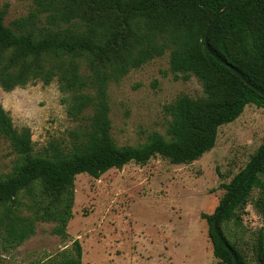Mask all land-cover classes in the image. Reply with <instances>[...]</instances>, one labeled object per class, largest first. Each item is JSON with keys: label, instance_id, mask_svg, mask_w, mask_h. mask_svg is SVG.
<instances>
[{"label": "trees", "instance_id": "1", "mask_svg": "<svg viewBox=\"0 0 264 264\" xmlns=\"http://www.w3.org/2000/svg\"><path fill=\"white\" fill-rule=\"evenodd\" d=\"M230 0H32L25 17L4 24L6 6L0 8V88L11 91L31 83L56 81L67 97L66 113L78 122L71 142L49 144L43 155H34L30 131L17 130L0 105V142L16 155L9 174L0 176V208L13 225L7 238L22 240L32 224L12 212L21 195L34 219L58 222L50 232L65 236L71 217L72 187L76 175L98 178L105 171L128 163L143 165L160 157L171 164L199 159L215 144L220 126L233 122L247 105L264 108V0H237L219 16L207 36V44L222 61L205 48L204 36L214 16ZM169 54L174 77L194 76L203 96L182 95L164 106L169 116L165 134L151 133L138 146H118L110 135L108 85L118 82L131 69ZM264 153V144L228 183L208 223L212 254L221 264H264V231L254 237L253 261L245 259L223 226L239 218L250 193L264 195V159L232 197L217 219V228L229 252L214 234L212 222L226 198L249 168ZM62 254L55 264H80L81 248Z\"/></svg>", "mask_w": 264, "mask_h": 264}, {"label": "rangeland", "instance_id": "2", "mask_svg": "<svg viewBox=\"0 0 264 264\" xmlns=\"http://www.w3.org/2000/svg\"><path fill=\"white\" fill-rule=\"evenodd\" d=\"M6 6L4 24L25 17L32 0H0ZM168 51L108 85L110 135L118 146H138L157 132L164 138L169 116L164 106L179 96H203L200 82L175 78ZM67 96L56 81L31 83L5 92L0 105L15 129L30 131L33 154L43 155L49 144L71 142L78 122L66 113ZM264 144V108L247 105L233 122L217 130L215 144L199 159L174 165L155 157L143 165L133 162L111 168L98 178L76 175L72 187L71 217L65 236L50 232L58 222L34 219L31 199L19 196L9 209L32 224L22 240L7 238L13 225L0 208V264H55L81 248L80 264H221L213 257L208 223L224 195L221 184L245 167ZM16 155L0 142V176L9 174ZM238 217L223 226L248 261L254 258V235L264 231V195L250 193Z\"/></svg>", "mask_w": 264, "mask_h": 264}, {"label": "water", "instance_id": "3", "mask_svg": "<svg viewBox=\"0 0 264 264\" xmlns=\"http://www.w3.org/2000/svg\"><path fill=\"white\" fill-rule=\"evenodd\" d=\"M237 0H230L223 8L222 10H220L213 18L212 22L210 23V25L208 26L205 36H204V45L206 50L208 51V53L215 58L216 60L220 61L221 63H223L224 65H226L228 68L232 69L237 75H239V77L243 80L244 84H246L247 86L253 88L254 90L257 91V89L255 87H253L241 74H239V72L235 69H233L229 64L225 63L224 61L221 60V58H219L213 51L210 50V48L208 47L207 44V36H208V32H210L213 24L215 23V21L219 18V16H222V14H224L228 8L232 5V3H234ZM264 159V153L255 161V163L251 166V168H249L248 172L245 174V176L242 178V180L239 182V184L236 186V188L230 193V195L226 198L225 202L222 204L221 208L218 210V214L215 216V218L213 219L212 222V228L214 231V234L217 235V238L219 239V241L225 246V248L230 251L229 246L223 241L222 236H220L219 230L217 228V219L219 214L222 212V210L230 203L232 197L235 195V193L239 190V188L242 186V184L245 182L246 178L252 173V171L254 170L253 168H255L262 160ZM232 258L235 262V264H239L236 257L234 255H232Z\"/></svg>", "mask_w": 264, "mask_h": 264}]
</instances>
